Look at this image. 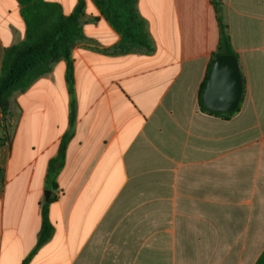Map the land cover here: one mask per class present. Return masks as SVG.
Masks as SVG:
<instances>
[{"label": "crops", "instance_id": "0c3cea01", "mask_svg": "<svg viewBox=\"0 0 264 264\" xmlns=\"http://www.w3.org/2000/svg\"><path fill=\"white\" fill-rule=\"evenodd\" d=\"M42 1L53 19L78 0ZM85 2L72 47L76 128L50 197L54 233L28 264H255L264 250V0H222L246 80L230 120L199 106L220 37L211 0H139L154 48L127 54L115 53L121 36ZM27 29L19 0H0V76ZM66 73L55 62L13 96L1 124L0 264H23L36 246L48 165L69 128Z\"/></svg>", "mask_w": 264, "mask_h": 264}, {"label": "trees", "instance_id": "16d2710c", "mask_svg": "<svg viewBox=\"0 0 264 264\" xmlns=\"http://www.w3.org/2000/svg\"><path fill=\"white\" fill-rule=\"evenodd\" d=\"M99 8L109 25L121 36V43L114 49L115 53L127 54L141 51H151L154 48L146 21L141 16L139 0H92ZM22 14L27 23V38L21 45L6 49L1 66L0 76V115L4 125L9 122L10 108L13 96L26 90L37 78L50 72L58 60L67 64L66 80L69 86V128L63 135L57 155L48 165L46 176L47 190L56 191L60 173L65 167L67 150L76 128L77 101L75 97L74 65L72 47L80 41L83 34L81 19L86 9L85 0H78L74 11L69 15L58 14L53 19L45 17L42 0H19ZM219 25V44L212 55L206 76L199 90V106L202 112L230 120L237 114L244 102L246 80L242 73L243 93L238 107L232 112H213L203 102V93L210 78L215 59L220 55H234L238 58L232 46L229 26L224 17L222 0H211ZM240 61V60H239ZM240 63V62H239ZM241 68V67H240ZM56 198H50L42 207V223L36 246L29 257L23 262L28 264L37 252L50 241L54 227L49 217V206ZM255 264H264V250Z\"/></svg>", "mask_w": 264, "mask_h": 264}, {"label": "water", "instance_id": "95a60500", "mask_svg": "<svg viewBox=\"0 0 264 264\" xmlns=\"http://www.w3.org/2000/svg\"><path fill=\"white\" fill-rule=\"evenodd\" d=\"M243 81L239 60L234 55H220L213 64L203 93L204 105L213 112H232L242 98ZM51 190L45 191L48 202Z\"/></svg>", "mask_w": 264, "mask_h": 264}, {"label": "rangeland", "instance_id": "374dc122", "mask_svg": "<svg viewBox=\"0 0 264 264\" xmlns=\"http://www.w3.org/2000/svg\"><path fill=\"white\" fill-rule=\"evenodd\" d=\"M0 120L2 121V118ZM1 121H0V127L2 126L1 124H3V126H5L4 123H3V121H2V123H1Z\"/></svg>", "mask_w": 264, "mask_h": 264}, {"label": "built area", "instance_id": "2783aa9c", "mask_svg": "<svg viewBox=\"0 0 264 264\" xmlns=\"http://www.w3.org/2000/svg\"><path fill=\"white\" fill-rule=\"evenodd\" d=\"M4 137L6 138V141H8V135H5Z\"/></svg>", "mask_w": 264, "mask_h": 264}]
</instances>
